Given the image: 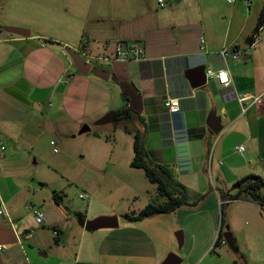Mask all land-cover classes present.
I'll return each mask as SVG.
<instances>
[{"label":"crops","instance_id":"obj_1","mask_svg":"<svg viewBox=\"0 0 264 264\" xmlns=\"http://www.w3.org/2000/svg\"><path fill=\"white\" fill-rule=\"evenodd\" d=\"M252 2L249 8L245 0H167L164 7L159 0H53L49 5L40 0H0V141L7 151V143L14 146L4 159L0 150V175L9 165L31 166L47 129L94 133L108 146L110 124L119 123L125 132L141 131L148 161L167 167L175 183L188 189L191 201L203 196L195 206L129 221L124 217L127 212L97 209V203L109 199L98 197L88 181L87 188L94 190V198L88 193V203L92 198L93 205L82 214L70 203L77 218H118L116 226H104L88 236L85 225L66 210L64 196L60 203L54 199L57 189H38L32 174L14 189L4 181L0 264H162L178 249L183 264H238L239 258L242 264L244 259L264 264V207L254 201L238 199L225 207L223 217L238 250L223 241L215 246L222 221L221 193L249 174L264 178V107L243 112L238 100L241 92L264 91V35L251 45L264 0H256V6ZM62 5L70 16L68 23H60L57 13L62 14ZM50 6L56 19L52 21L63 27L59 36L46 27L51 19L43 9ZM7 27L28 29L30 35L12 33ZM119 40L140 43L144 57L117 58L107 44ZM67 46L101 57L93 67L110 76L81 73ZM225 47L245 49L246 58L225 61L221 56ZM210 65L228 66L232 83L206 77L205 83L194 85L192 73H207ZM120 81L137 89L140 111L99 123L110 113L131 107ZM170 98L180 101L177 113L168 111ZM212 115L219 132L210 127ZM86 125L90 129L81 132ZM240 145L241 152L236 150ZM23 147L32 152L17 158ZM119 165L112 159L101 163L98 170L105 177L100 181L122 178ZM156 195L157 201L163 200L157 190ZM32 205L43 210V223L36 221ZM177 229L182 230L184 243L176 247L172 233Z\"/></svg>","mask_w":264,"mask_h":264},{"label":"rangeland","instance_id":"obj_2","mask_svg":"<svg viewBox=\"0 0 264 264\" xmlns=\"http://www.w3.org/2000/svg\"><path fill=\"white\" fill-rule=\"evenodd\" d=\"M40 1H44V3L49 5L53 0ZM149 1L152 2L153 0ZM254 3L256 6V0H254ZM0 5L2 4L0 3ZM52 8L50 6V8L46 7L43 9L44 13L51 19V23L47 24L46 27L50 34L59 36V34H62L63 27L59 23L52 21V19L56 20L53 15L54 9ZM65 8L66 6L64 5L59 7L60 12L62 10V14L57 13L61 17L60 23L69 22L70 16ZM110 125L113 128L110 136L111 141L107 143L108 146L106 142H102L96 138L94 133L72 134L68 132L56 133L50 129L45 130L41 141L37 144L36 153L32 155L31 166L28 164L21 165L20 167L13 165L6 166L5 169L9 170H4L3 174L0 175V186L2 182L8 180L11 188L14 189V185L19 183V181H23L26 174H32L33 177L36 176L35 183L38 189L43 188L44 192H48L53 188L57 189L64 196L65 203L69 206L66 210L76 221L77 219L79 221V218H77L78 213H74V207H71L70 203L73 202L74 206H79L82 214H86L89 206L93 205L92 198H94V190L87 188L88 181H92L90 184L96 187L98 197L104 195L105 198L109 199L104 204L97 203V209L103 211L117 210V212H127L132 215L139 214L149 202L157 201V185L149 180L143 168H137L131 165V160H133L135 155L133 145L134 134L125 132V130L123 131L119 123H112ZM100 132L102 134V131ZM52 138L57 142L55 146L50 144ZM7 145L8 151L10 152V146L12 145L9 143ZM55 147L59 149L58 152L54 151ZM8 151L5 148L2 150V159L9 153ZM31 152V149L29 150L23 147L16 152V157L29 156ZM109 159L119 161L120 165L118 170L123 168L121 173L124 176L119 180L104 178L103 181H100L101 177L105 176H101L104 172L101 169L99 171L98 167L101 163H107ZM26 171L30 173H26ZM43 183H46V185H41ZM81 193H90L92 195L91 203L80 198L79 195ZM23 210L26 212L29 211L26 208H23ZM90 219L92 218L88 217L87 220ZM80 225L83 226L81 223ZM86 230L88 231V236L99 233L100 231L87 228ZM180 230L177 229L174 231V234L172 233L176 247L180 245L176 235ZM177 252L180 253L179 249L175 253ZM239 259L240 262L238 264H242V258ZM180 264H183V261ZM244 264H248V259H244Z\"/></svg>","mask_w":264,"mask_h":264},{"label":"trees","instance_id":"obj_3","mask_svg":"<svg viewBox=\"0 0 264 264\" xmlns=\"http://www.w3.org/2000/svg\"><path fill=\"white\" fill-rule=\"evenodd\" d=\"M264 23V7L259 18V23L256 31L260 25ZM253 38V37H252ZM251 38V39H252ZM127 100L129 97L125 96ZM134 113L131 107H127L124 110L117 112L118 118H130ZM131 132L130 129H127ZM134 134V158L131 162L133 167L143 168L146 172L149 180L157 185L158 194L163 198L161 201H152L148 203L137 215L126 213L124 217L129 221H138L158 214H164L168 212L176 211L183 206H195L202 199L203 196H199L195 200L191 201L188 195V189L180 184L175 183L172 172L165 166L152 165L147 158V152L144 144V139L140 130L132 131ZM62 194L58 191L54 193V199L56 202H61ZM221 211L222 221L219 232V237L215 246H219L224 240V233L229 232V225L224 220V212L226 204L238 200L248 199L254 201L264 207V178L260 175L249 174L238 179L228 191L221 193ZM231 247L237 251L238 247L233 238V244Z\"/></svg>","mask_w":264,"mask_h":264},{"label":"built area","instance_id":"obj_4","mask_svg":"<svg viewBox=\"0 0 264 264\" xmlns=\"http://www.w3.org/2000/svg\"><path fill=\"white\" fill-rule=\"evenodd\" d=\"M229 3H233L236 0H227ZM248 7L251 8L253 2L252 0H245ZM167 3V0H159V4L161 7H164ZM264 35V23L260 25L259 29L256 31L252 38L251 45L254 46L260 39L261 36ZM202 42V48L205 47L206 40L205 38L201 39ZM108 46H112L115 50L116 57L121 59H140L144 57V47L138 43V42H128V41H116L113 43H108ZM87 62L95 64V61L101 57L90 55L84 51H81L77 48H74ZM245 49L234 47V48H228L225 47L221 50V56L222 58L227 61L228 58H232L237 61H242L245 56ZM207 78H214L217 79V81L223 85H229L232 83V75L231 71L228 66H225L223 68H214L213 66H209L206 73ZM238 100L241 104L242 111L247 112V110L251 106H257V107H264V91L262 92H254V91H244L238 94ZM166 106L168 108V111L170 113H177L180 110V101L178 98H170L166 102ZM52 145H56L55 141H51ZM5 148V145L2 141H0V150H3ZM237 151H243L244 146L240 145L236 147ZM55 152H58V148H54ZM80 198L86 200L87 202H90V196L88 193H81ZM33 208L36 221L38 223H43L45 214L42 209L35 207L34 205L31 206ZM0 214H4V209H0ZM223 243L226 242V240H222ZM3 249V245L0 244V250Z\"/></svg>","mask_w":264,"mask_h":264},{"label":"water","instance_id":"obj_5","mask_svg":"<svg viewBox=\"0 0 264 264\" xmlns=\"http://www.w3.org/2000/svg\"><path fill=\"white\" fill-rule=\"evenodd\" d=\"M7 30L12 33L19 34L22 36L30 35V31L25 28L7 27ZM67 51H68L69 56L73 60L74 64L77 66L78 70L81 73L87 74L90 71H92L94 73H97L99 76L103 78H108L110 76L109 73H107L104 70L93 68L94 65L92 63L87 62L76 50L73 49V47L67 46ZM245 58H246V55L244 59ZM206 77H207L206 71L196 70L192 73V82H194L193 83L194 85H201L206 82V79H207ZM120 84L125 90L124 95L130 97L131 108L135 111H140V105H139L140 104V94L138 93L137 89L131 83H128L126 81H120ZM117 118H118L117 113L112 112L106 117H104L103 119H101L99 123L116 121ZM210 127L216 132H219L221 130L219 122L215 115H212L210 117ZM89 129L90 127L86 125L85 127H83L81 132L87 131ZM79 222L82 225H85L87 229L96 230L104 226H116L118 224V218L117 216H100L95 219L87 220L85 217L80 216ZM176 235L178 237L180 245H182L184 243V237H183L182 230L178 231ZM224 238L229 245L233 244V235L231 231L225 232ZM182 261L183 259L178 253L171 252L166 257V259L164 260L162 264H180Z\"/></svg>","mask_w":264,"mask_h":264}]
</instances>
